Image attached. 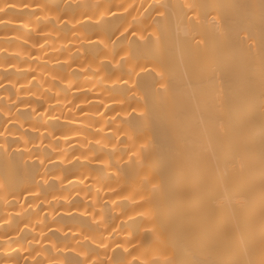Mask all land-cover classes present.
Listing matches in <instances>:
<instances>
[{
    "label": "bare ground",
    "instance_id": "6f19581e",
    "mask_svg": "<svg viewBox=\"0 0 264 264\" xmlns=\"http://www.w3.org/2000/svg\"><path fill=\"white\" fill-rule=\"evenodd\" d=\"M0 264H264V0H0Z\"/></svg>",
    "mask_w": 264,
    "mask_h": 264
}]
</instances>
